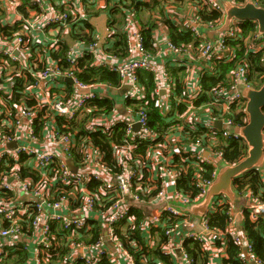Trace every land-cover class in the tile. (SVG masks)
I'll return each mask as SVG.
<instances>
[{
	"label": "built area",
	"instance_id": "built-area-1",
	"mask_svg": "<svg viewBox=\"0 0 264 264\" xmlns=\"http://www.w3.org/2000/svg\"><path fill=\"white\" fill-rule=\"evenodd\" d=\"M137 1L150 2V0ZM252 1L257 6H264V0ZM94 2L95 0H64L61 2L62 4H57V2L52 4L50 0H30L31 9L37 10L38 20L43 27L78 25L80 24V16L79 13L73 12L74 6ZM209 4L214 9L222 12L217 0H209ZM18 5L17 0H0V7L5 12L16 10ZM176 8L178 9V5ZM127 13L126 26L124 27L127 52L125 57L119 60L117 59L119 57L115 56L108 58V54L97 41L87 43L84 54L92 56L95 66H109L119 74L121 83L117 88H128L124 94L125 96L131 99H142L143 92L138 83L137 73L138 71H145L157 74V67L153 64L152 54L144 48L143 36L140 32V26L135 21V13ZM221 22L222 20L215 26ZM241 22L233 20L223 32L217 35L216 40H209L203 30L205 27L215 26L203 25L196 15L192 18L182 19L179 23L182 29L188 31L200 43L197 48L198 57L209 62L212 57L224 59L225 61L232 59L234 49L226 42L233 38H241ZM23 24L26 28L32 26L26 21ZM20 27L21 30L18 31L12 41H7L8 47L0 46V128H3V132L0 133V164L13 160L11 171L6 175H0V261L8 253L9 247L17 246L28 254L25 264H44L47 255L46 250L50 249L53 243L50 230L51 222L58 223L68 239L77 236V233L82 230L89 231L92 224L96 222L102 228L101 239L92 244H86L81 240H68L66 245L69 252L58 264H74L77 259H81L83 264H97L103 255L112 258L104 247V240L107 237L119 249L120 255L127 264H135L129 252L115 239V227L122 220L129 218L128 211L133 206L132 202L144 201L137 192L133 191V186H136L133 182L135 168H132L127 161L132 145L127 143L125 148L115 150L121 169L116 172L104 162L100 151L87 143L85 139H81L76 146L72 136L61 132L54 124L52 117H44L43 134L40 136L35 133L33 128V121L36 117L38 118V111L33 107L17 106L14 114L9 110L4 111L2 109L4 96H9L12 93L13 76H20L22 75L21 70L25 72L31 67L29 64L20 66L22 60L16 53L25 43L22 39V25ZM263 38L264 32L258 35L255 31V36L252 43H250L253 47L249 44L248 46L252 49L259 48V45L263 43ZM77 42L82 45L86 44L84 39H78ZM166 48L176 56L192 55L191 46L176 45L169 39L166 42ZM67 62L69 68L64 74H62L55 61L50 64L46 63L47 65L37 73H32L34 82L26 88V91H31L34 88L47 89L50 85L52 86L53 82L63 79L61 78L62 75L67 79H71L73 89L70 96L54 92V94H57L54 103L57 102L62 106V111L55 115H63L70 120L80 115L79 113L88 101L96 96H106L107 94H104L112 86L108 83L79 80L74 74L77 56H72L70 48L67 51ZM10 65L15 68L19 66L18 71L11 75L5 74ZM247 72V65L240 63L229 73L228 84L218 85L211 90V100L202 106L208 114V122L204 124L209 128L206 135V145H204L205 141L203 139H196L188 145L190 147L188 151L184 150L190 153L195 162L211 164L213 166L211 176L198 178L194 183L197 193L189 198L175 187L176 181L180 178V170L172 168V157L162 162L158 161L154 170L158 180L157 186H148L149 192L153 190H156V192L146 200L158 205V210L152 216H143L142 229L147 230L156 225L164 226L165 214L175 218L186 215L171 203L186 205L200 200L205 193L206 186L214 178L216 167L222 162V151L215 148L217 143L223 145L241 140L237 134L231 132L233 126H240L233 122L232 110L245 113L246 100L241 95L240 89L242 86L254 87L248 79ZM156 91H158V88ZM171 95H173V92ZM166 100L157 96L153 105L163 114L168 115L171 112V103ZM113 112L114 110L107 115H98L92 119L91 123L109 127L117 121L116 114ZM175 112L177 111H174L173 115L177 117V120H173L169 127V134L176 129L181 130L184 127L182 125L184 121L186 123L190 122L184 120L180 114L177 115ZM147 117V112L143 108L134 112L133 120L126 122V134L131 135L134 133L132 126L137 122L139 130L136 133L142 138L150 137L152 133L149 131ZM199 118L200 116L192 118L195 127L201 122ZM195 119H198V121ZM246 120L247 117L244 123ZM216 121H220V128L218 129L214 126ZM11 143H15V147H10L9 144ZM75 148L80 158L73 162L72 157ZM203 150L208 151V155L204 156ZM22 154L28 156L29 167L38 172L39 181H32L30 176L22 177L19 165V157ZM69 162L76 168L75 172L69 167ZM52 172L54 174H50ZM109 177H113L115 181H111ZM90 180L100 183L98 192L88 191L87 183ZM55 181H59L60 184H56ZM22 195L27 196L28 199H22ZM249 195L253 196L256 202H261L259 196H255L250 192ZM184 217L179 224L165 230L168 240L163 245V250L168 255L178 253L181 264H194L193 259L183 247L184 239H196L201 243L203 250L208 251L211 246H215L214 241L216 239H221L223 233L209 228L205 213L199 218L200 225L197 228L187 231L178 242L173 243L172 234L181 229ZM2 221L7 222V225L4 226ZM233 237L234 242L240 248L236 256L242 264H264V258L255 255L253 246L244 233L234 232Z\"/></svg>",
	"mask_w": 264,
	"mask_h": 264
},
{
	"label": "trees",
	"instance_id": "trees-1",
	"mask_svg": "<svg viewBox=\"0 0 264 264\" xmlns=\"http://www.w3.org/2000/svg\"><path fill=\"white\" fill-rule=\"evenodd\" d=\"M20 4L17 7L19 12L25 15L26 7L32 8L30 0H17ZM183 0H150L146 4L137 0H118V2L109 7L108 27L115 29L111 33V37L114 36L115 41L109 47H104L106 54L115 57H125L126 52V33L124 27L126 26V18L128 13L122 11L120 20H112L111 15L119 10V7L127 9L128 12H134L135 16L143 6L150 8L152 13L149 15L146 21L140 22V32L143 36V45L147 52L151 53L155 51L153 32L157 28V21H161L168 31L169 40L176 44H183L185 46H191L193 50H197L200 43L194 39L191 34L182 29L179 22L174 21L170 17H166L163 10L158 8L165 7L167 3H177ZM186 1V0H184ZM193 3L199 5L197 9L196 17L203 25L215 26L222 20L223 13L214 9L209 0H191ZM236 4H243L245 0H232ZM264 4V3H263ZM5 10L0 7V37L12 41L14 36L20 30L19 23L16 22L12 25L5 21ZM146 14V13H145ZM158 15V18L155 16ZM116 22V23H115ZM82 23L81 30L74 33L75 39H84L86 43L95 41L91 29L88 33L84 31V28L91 27L86 19L80 21ZM241 38L230 39L226 42L231 48L234 49L233 57L231 60L225 61L224 59L212 57L209 60L208 67L203 69L200 75V91L192 99V105L198 108H202L212 98L211 90L222 84H228L229 73L231 70L240 63L247 65V76L249 81L254 87H258L264 81V45L259 48H250L248 44L252 43L255 36L256 23L253 21H242ZM116 32L114 35L113 33ZM110 37V38H111ZM22 39H25L22 36ZM68 44L60 42L56 50L49 51L48 55L43 59V62L39 63L38 67H30L27 71H22V75L13 76L14 85L12 93L9 96H4V104L2 109L4 111H11L15 113L17 106L31 107L35 104V99L28 96L26 88L31 86L34 82L32 73H37L45 67L47 58L52 59L61 69L64 74L68 68L67 62ZM31 57H35L34 51L31 53ZM93 58L90 54H83L77 58L75 64L74 74L77 78L83 82H96V83H108L114 88H117L121 83L119 74L112 70L109 66H95L93 64ZM138 83L143 92L142 99H131L124 96V105L131 112H136L140 108H143L148 115V127L152 135L148 138H142L138 133L131 135L126 134V121L118 120L113 125L105 127L103 125H95L91 123L92 119L98 115H107L117 108L116 100L112 96H96L88 101L84 109L79 113L76 118L68 120L63 115H54V124L61 132L68 133L74 139V143L77 146L81 139H85L91 146L97 148L105 163L110 165L116 172L120 171L118 159L116 157L115 150L125 148L128 144L132 145V150L127 159L128 163L135 168L133 191L137 192L139 196L146 201L150 198L156 190L151 192L146 191L145 186H157L158 180L152 177V182L149 181L150 166L146 162V155L151 148H154L157 143L162 142L164 137L170 133L169 127L174 117L173 110L177 112L184 111L186 104L176 103L171 97L169 102L170 113L163 114L157 107L153 105L155 98L159 95L156 91V84L152 73L145 71H138ZM63 78V75L62 77ZM68 90L65 95L72 94V84H68ZM181 96L185 98V94L182 89V82L179 79L176 80V85L173 91V95ZM57 98V94H55ZM62 99V98H61ZM124 107V106H123ZM203 109V108H202ZM246 118L244 112H235L232 110V119L236 125H243ZM45 119L35 118L33 121V128L35 133L40 136L43 134V126ZM3 132V128H0V133ZM185 136L190 141L196 139H203L204 145H206L207 133L209 128L204 124L198 123L194 130L184 129ZM154 134V135H153ZM216 149L222 151V161L226 163H236L242 159L246 154V145L242 140H235L232 143L223 144L217 143ZM80 155L76 148L73 150L72 161L79 160ZM28 156L22 154L19 157L20 173L22 177H31L32 181H39V174L37 171L29 167ZM172 168L180 170V178L176 181L175 187L181 191L185 196L191 198L197 193V188L194 183L198 178L210 177L213 171V166L206 162H195L190 156V153L185 151H179L172 154ZM13 160L2 162L0 164V175L8 174L11 171ZM145 164V165H144ZM137 168V169H136ZM261 171L252 169L249 172L243 174L233 182V187L236 193L240 196L241 201L244 198L243 195L247 191L252 194H259L262 200H264V192L262 191L263 181L261 178ZM54 174V172L50 173ZM56 184H60L59 181H55ZM100 183L95 180H90L87 183L89 192L95 193L99 190ZM221 200V202H220ZM242 204V202H240ZM231 203H229L224 197H216L213 200L211 207L206 212L208 218V226L212 230L220 231L224 237V256L222 258V264H242L237 259V253L240 251L239 246L234 242L232 231L229 230V224L231 221ZM241 212L243 215L241 232L245 234L246 238L251 242L253 246V252L259 258H264V218L262 216L254 217L248 208L242 207ZM129 218L122 220L115 227V239L119 241L123 247L129 252L135 264H173V260L170 255L164 253L163 245L167 242L168 238L165 234V230L168 227H172L175 224H179L182 221L183 216L171 217L165 214L164 226L156 225L151 226L145 232L142 229L141 223L143 220V213L137 208L131 207L128 211ZM31 214V213H30ZM30 218V216H29ZM1 222V221H0ZM4 226L7 222H3ZM50 230L53 236V243L50 249H47V255L44 264H58L63 257L69 252L67 243L68 240H81L86 244H92L102 237V228L94 222L89 231H80L77 236L72 239H68L67 235L63 233L60 226L56 222L50 223ZM148 235V237H147ZM215 246H222V240L216 239L214 241ZM183 247L186 253L193 259L194 264H206L209 259V251H205L202 248L201 243L193 238H186L183 241ZM8 253L1 259L0 264H25L28 258V254L17 246H11L8 248ZM74 264H83L81 259H77ZM97 264H115L108 255H103Z\"/></svg>",
	"mask_w": 264,
	"mask_h": 264
},
{
	"label": "crops",
	"instance_id": "crops-1",
	"mask_svg": "<svg viewBox=\"0 0 264 264\" xmlns=\"http://www.w3.org/2000/svg\"><path fill=\"white\" fill-rule=\"evenodd\" d=\"M64 0H50V2L57 4L61 3ZM232 1V0H231ZM118 0H95L92 4H76L73 8L74 13H79L80 21L83 19L87 20V23L91 26L89 28H84L86 33L89 32L91 29L92 35L104 49V47L111 46L115 38L114 36L111 37V32L113 28L108 27V16H109V7L114 6ZM233 2V1H232ZM186 3V8L181 11L183 8L182 5ZM234 3V2H233ZM20 4V3H19ZM62 4V3H61ZM146 4V3H145ZM169 5V6H168ZM19 6V5H18ZM48 6H50L48 4ZM168 6V7H167ZM147 6H143L140 11L137 12L139 14L136 15L135 21L140 26L139 20L142 22L146 21L148 18V14L150 15L152 11L150 8H146ZM177 3L169 2L166 4V7L158 8V10H163L166 17H170L174 21L180 22L182 19L185 18H192L195 16L194 14L197 13V9L199 5L195 2L193 3L191 0L180 1L178 9ZM25 15L16 10L6 11L5 13V21L12 25L16 22L19 23V27L22 25V34L25 37L24 44L22 45L21 49L16 53L21 58V65L25 66L29 64L31 67L33 65L38 67L39 63L43 62L44 57L46 54L48 55L49 51L56 50L60 42H65L68 44V49H71L72 56L80 57L84 54L86 45H82L81 43L77 42L78 39L73 37L74 33L79 32L81 30L82 23L75 25V26H41L40 21L38 20L37 10L31 9L26 7ZM127 13V9L119 7V10L114 12L111 17L112 20H120V16L122 11ZM177 9V10H176ZM146 13V14H145ZM170 13V14H169ZM180 13V14H177ZM123 15V14H122ZM155 18L159 19V16L156 15ZM26 21L28 24L32 26H27L23 24ZM121 21V20H120ZM116 23V22H115ZM157 28L153 32V39L155 45V51L152 52V59L153 64L157 67V74H153L156 89L158 88L159 97L163 98V100L167 99L168 101L171 97L174 98L176 103L186 104L184 111L182 112H175L177 115H181L182 118L186 121L190 122H183L182 125L184 126L181 130L176 129L171 134H168L164 137L162 142L157 143L154 148H151L146 157V162L148 166H150L151 171H149V177L152 182L153 178L155 177V165L156 163L168 160L173 154L178 153L179 151H188L190 148L188 145L191 143L189 139L186 138L185 133L183 132L184 129H191L194 130L195 126L192 122V118L194 116L198 117L200 113H202L203 117H200L199 120L201 124H206L208 122V114L202 108H198L192 105V99L198 94L200 91V75L203 72L205 67H208V61L204 59H200L198 57L197 50L192 49L191 56H176L166 48V42L169 39V31L167 27L161 23V21H157ZM21 30V27H20ZM82 31V30H81ZM115 31V29H114ZM116 32L113 33V35ZM111 37V38H110ZM0 46L8 47L7 40L0 37ZM34 51L35 57H31V53ZM108 58H112V56L108 55ZM118 60L120 58H117ZM47 64L53 63L54 61L50 58H47ZM113 61V60H112ZM45 64V65H47ZM57 64V63H56ZM18 68L10 65L8 70L5 74L11 75L12 73L18 71ZM179 79L182 82V89L185 94V98L179 96L177 98L176 95H171L174 91L176 80ZM71 85V82L66 78L60 79L52 83L50 85V89L44 88H34L31 91L27 90L26 93L28 96H31L35 99V104L31 106L33 109L38 111V118L39 116L43 119L44 117H54L56 113L62 111L61 104L55 102L56 96L54 92H57L61 95H65L68 88ZM128 88H110L104 95L112 96L116 100L117 108L114 110L113 113L116 114V120H125L126 122H131L134 118V113L131 112L130 109L124 105V94ZM124 106V107H123ZM175 110H173L174 113ZM177 120L175 117L171 120ZM198 121V119H195ZM218 129V128H217ZM134 133H136L133 130ZM154 135V134H153ZM203 155H208V151L203 150ZM145 165V164H144ZM261 178L263 181L262 191L264 192V170L261 171ZM111 181H115L113 177H109ZM151 186V185H150ZM153 186V184H152ZM147 186H145L146 191H148ZM248 193V194H247ZM255 196H259V194H253ZM240 197V196H239ZM244 198L240 201L237 205H232L231 209V221L229 224V230L234 232H241L242 229V222H243V215L241 212V208L245 207L248 208L251 212V215L254 217L263 216L264 217V200L260 197L261 202H256L253 196L249 195V191H247ZM133 201V208H137L142 211L143 216L149 217L154 215L158 210V205L152 204L148 201ZM242 202V204L240 203ZM200 225V219L191 215H186L184 217V221L181 224V229L178 232H174L172 234V241L176 243L180 240L181 236H183L187 231H191L197 228ZM146 232V230H145ZM148 237V235H147ZM222 246H211L209 251V259L206 261V264H222V258L224 256L225 244H224V237L221 236ZM104 247L107 249L108 254L112 257L111 259L115 264H127V262L122 258L120 255L119 249L114 245L111 239L107 237L104 240ZM80 252V251H78ZM173 264H181V258L178 256V253H173L170 255ZM160 264H162L160 262ZM200 264V263H199Z\"/></svg>",
	"mask_w": 264,
	"mask_h": 264
},
{
	"label": "water",
	"instance_id": "water-1",
	"mask_svg": "<svg viewBox=\"0 0 264 264\" xmlns=\"http://www.w3.org/2000/svg\"><path fill=\"white\" fill-rule=\"evenodd\" d=\"M222 9V22L215 27H205L204 34L209 40H216L217 35L223 32L233 20L253 21L256 23V33L264 32V6H257L252 0H246L243 4L233 3L231 0H217ZM71 82V79L68 78ZM241 95L246 100L244 111L246 122L240 126H233L231 132L237 134L246 145V154L236 163L220 162L216 167L214 178L205 188V193L200 200L186 205L171 203L186 215L201 218L211 206L216 197H224L232 205L240 201L233 182L252 169L264 170V81L258 87L242 86ZM214 126L220 128V121ZM135 132L139 130V124L132 126ZM15 147V143L9 144ZM73 172L76 168L69 162ZM124 184V183H122Z\"/></svg>",
	"mask_w": 264,
	"mask_h": 264
},
{
	"label": "rangeland",
	"instance_id": "rangeland-1",
	"mask_svg": "<svg viewBox=\"0 0 264 264\" xmlns=\"http://www.w3.org/2000/svg\"><path fill=\"white\" fill-rule=\"evenodd\" d=\"M182 7H183V8L181 9V11L183 12V10L186 8V3H184V4L182 5ZM169 14H170V13H169ZM249 45L253 47L252 44H249ZM262 45H264V38H263V43H262ZM262 45H259V47H261ZM256 47H257V46H256ZM199 116H200V117H203V116H202V113H200ZM21 198L24 199V200H27V199H28V197H27V196H24V195H22Z\"/></svg>",
	"mask_w": 264,
	"mask_h": 264
}]
</instances>
